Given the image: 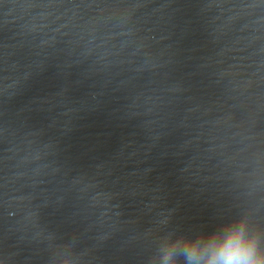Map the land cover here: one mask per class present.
<instances>
[{"label":"clouds","instance_id":"clouds-1","mask_svg":"<svg viewBox=\"0 0 264 264\" xmlns=\"http://www.w3.org/2000/svg\"><path fill=\"white\" fill-rule=\"evenodd\" d=\"M158 223L163 230L154 241L147 264H264V224L256 220L251 207L211 227L170 228L169 218ZM63 249L70 252L62 254ZM80 259L69 243L53 249L51 264H80Z\"/></svg>","mask_w":264,"mask_h":264}]
</instances>
